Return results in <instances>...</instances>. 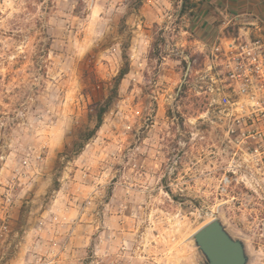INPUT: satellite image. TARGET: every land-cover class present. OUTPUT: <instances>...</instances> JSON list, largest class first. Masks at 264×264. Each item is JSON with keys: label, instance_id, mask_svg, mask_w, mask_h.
Listing matches in <instances>:
<instances>
[{"label": "rangeland", "instance_id": "obj_1", "mask_svg": "<svg viewBox=\"0 0 264 264\" xmlns=\"http://www.w3.org/2000/svg\"><path fill=\"white\" fill-rule=\"evenodd\" d=\"M234 1L0 0V264H204L213 219L264 264L221 66L264 21Z\"/></svg>", "mask_w": 264, "mask_h": 264}, {"label": "built area", "instance_id": "obj_2", "mask_svg": "<svg viewBox=\"0 0 264 264\" xmlns=\"http://www.w3.org/2000/svg\"><path fill=\"white\" fill-rule=\"evenodd\" d=\"M226 46L221 66L233 98V121L243 123L239 128L232 123L227 135L230 141L236 139L241 145L239 150L247 155L232 168L253 170L249 172V179L241 180L261 187L264 176L256 177L255 172L264 174V34L233 37L227 40ZM213 49L217 53L222 51L220 45H213ZM231 180L227 175L221 179L223 185ZM258 217L264 234V197Z\"/></svg>", "mask_w": 264, "mask_h": 264}, {"label": "water", "instance_id": "obj_3", "mask_svg": "<svg viewBox=\"0 0 264 264\" xmlns=\"http://www.w3.org/2000/svg\"><path fill=\"white\" fill-rule=\"evenodd\" d=\"M194 240L206 258L204 264H246L243 242L234 239L219 219L202 225L194 233Z\"/></svg>", "mask_w": 264, "mask_h": 264}, {"label": "crops", "instance_id": "obj_4", "mask_svg": "<svg viewBox=\"0 0 264 264\" xmlns=\"http://www.w3.org/2000/svg\"><path fill=\"white\" fill-rule=\"evenodd\" d=\"M234 4L236 5L234 19L242 24L239 27L241 32L247 34L264 21V0H235Z\"/></svg>", "mask_w": 264, "mask_h": 264}, {"label": "trees", "instance_id": "obj_5", "mask_svg": "<svg viewBox=\"0 0 264 264\" xmlns=\"http://www.w3.org/2000/svg\"><path fill=\"white\" fill-rule=\"evenodd\" d=\"M124 73H125L124 71H121V72L115 77V83H114V86H113L112 89H111V90H112L111 92H113V93L116 92V90H117V85H118V83H119V81H120V79L122 78V76H123ZM111 99H112V94H110V95L107 97V99H106L104 105H102V106L98 107L97 109H95V120H96V123H95V127H94V129L88 134V137H90L92 134H94L95 130L100 126V124H101V122H102L103 114L106 112L107 106H108V104L110 103Z\"/></svg>", "mask_w": 264, "mask_h": 264}]
</instances>
